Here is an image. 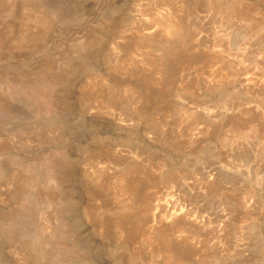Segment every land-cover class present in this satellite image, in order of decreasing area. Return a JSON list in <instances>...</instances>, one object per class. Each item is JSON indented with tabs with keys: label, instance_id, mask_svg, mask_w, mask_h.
Returning a JSON list of instances; mask_svg holds the SVG:
<instances>
[{
	"label": "rangeland",
	"instance_id": "obj_1",
	"mask_svg": "<svg viewBox=\"0 0 264 264\" xmlns=\"http://www.w3.org/2000/svg\"><path fill=\"white\" fill-rule=\"evenodd\" d=\"M0 264H264V0H0Z\"/></svg>",
	"mask_w": 264,
	"mask_h": 264
}]
</instances>
